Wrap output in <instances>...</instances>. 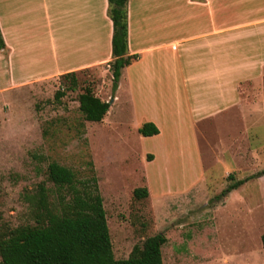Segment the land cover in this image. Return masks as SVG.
Wrapping results in <instances>:
<instances>
[{
  "label": "rangeland",
  "instance_id": "rangeland-1",
  "mask_svg": "<svg viewBox=\"0 0 264 264\" xmlns=\"http://www.w3.org/2000/svg\"><path fill=\"white\" fill-rule=\"evenodd\" d=\"M204 5L207 23L232 35L215 54L221 53L224 71L232 72L239 103L203 120L168 106L171 94L161 65L157 91L131 102L124 77L111 89L106 61L75 70L74 89H64L67 80L52 73L8 90L6 66L0 63L1 221L31 222L27 195L40 182L52 187L44 169L55 161L71 169L77 181L95 178L114 258H125L133 245L161 233L166 238L162 264H264L259 241L264 232V175H259L264 170V0H130L137 21H173L174 39L203 27ZM150 33L144 38L162 34ZM182 46L173 52L178 73L200 71V58L190 53L192 61L185 62ZM104 49L99 48L103 57ZM1 52L5 55V49ZM44 67L31 62L26 69L36 74ZM86 84L109 102L99 122L84 120L77 108L75 95ZM56 90L63 94L55 97ZM149 118L162 122L159 136L137 132ZM237 179L244 181L236 190L221 193ZM139 186L147 195L134 200L132 190Z\"/></svg>",
  "mask_w": 264,
  "mask_h": 264
},
{
  "label": "crops",
  "instance_id": "crops-1",
  "mask_svg": "<svg viewBox=\"0 0 264 264\" xmlns=\"http://www.w3.org/2000/svg\"><path fill=\"white\" fill-rule=\"evenodd\" d=\"M202 11L203 27L174 39L173 21H137L133 19L130 0L126 1V54L137 56L120 70L118 79L120 86L124 77L128 101H138L140 96L145 97L146 93L153 95L157 91L159 74L156 70L161 65L171 94L169 107L183 109L199 120L229 105L238 107V90L232 86V72L224 71L221 53L215 54L217 46H223L224 38L232 39V35L229 38L217 32L223 29L221 26L207 23L206 5ZM167 12H170L169 7ZM155 30L162 34L144 38ZM0 35L4 43V48L0 49V63L4 62L6 66L8 90L25 85L32 77L85 69L110 60L111 22L106 15V0H0ZM175 42L179 43L177 47L183 45L181 52L187 53L185 62L192 61L190 53L200 58V71L178 73L173 53L177 48ZM228 42L226 40V44ZM103 46L104 57L99 51ZM4 49L5 55L1 52ZM201 50L203 54L198 53ZM31 62L44 63L45 67L36 74H30L26 68ZM193 78H197L199 86H191L196 84L189 82ZM157 120H148L158 129L153 136H159L162 131V122ZM234 190L231 189L228 196Z\"/></svg>",
  "mask_w": 264,
  "mask_h": 264
},
{
  "label": "trees",
  "instance_id": "trees-1",
  "mask_svg": "<svg viewBox=\"0 0 264 264\" xmlns=\"http://www.w3.org/2000/svg\"><path fill=\"white\" fill-rule=\"evenodd\" d=\"M126 1L106 0V15L111 22L110 60L107 61L111 89L114 90L120 70L136 59V54H126ZM4 43L0 35V49ZM67 80L64 89H74V71L62 73ZM62 90L55 91V97ZM77 108L84 120L99 122L106 114L109 102L97 97L86 84L75 95ZM141 136L158 133L150 121L137 127ZM264 175V170L259 172ZM44 177L51 188L38 183L27 195L29 223L11 226L0 220V264H162L160 248L166 241L161 233L146 236L135 244L125 258H114L106 225L102 198L95 178L77 181L71 169L50 161ZM244 179H237L221 193L236 188ZM223 194V195H224ZM147 195L143 186L132 190V199ZM264 248V232L259 236Z\"/></svg>",
  "mask_w": 264,
  "mask_h": 264
}]
</instances>
